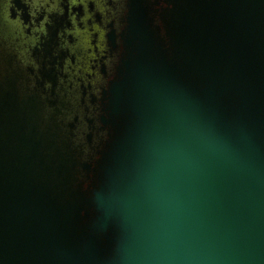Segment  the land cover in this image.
<instances>
[{"label": "water", "instance_id": "obj_1", "mask_svg": "<svg viewBox=\"0 0 264 264\" xmlns=\"http://www.w3.org/2000/svg\"><path fill=\"white\" fill-rule=\"evenodd\" d=\"M0 264H264V0H0Z\"/></svg>", "mask_w": 264, "mask_h": 264}]
</instances>
